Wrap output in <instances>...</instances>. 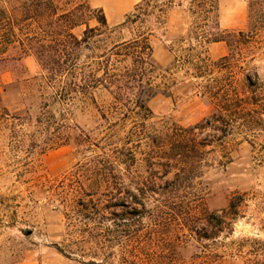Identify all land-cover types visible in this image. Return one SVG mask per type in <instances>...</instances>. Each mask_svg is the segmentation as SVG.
<instances>
[{
	"label": "rangeland",
	"instance_id": "1",
	"mask_svg": "<svg viewBox=\"0 0 264 264\" xmlns=\"http://www.w3.org/2000/svg\"><path fill=\"white\" fill-rule=\"evenodd\" d=\"M140 1L0 0V264H85L92 235L83 205L91 195L104 202L111 191L121 197L137 193L147 197V205L136 206L137 214L113 209L124 219L110 214L100 219L93 237L109 245L100 256L103 264H264V0L219 1L220 27L234 36L231 46L198 42L208 27L187 2L160 18L125 24ZM81 3L95 14L102 10L112 29L109 38L103 33L89 38L77 59L82 67L111 41L152 32L154 82L161 89L149 102L152 133L194 125L229 99L234 106L226 113L232 120L227 136H208L215 133L209 128L200 134L214 141L207 146L204 175L188 196L193 207L164 189L153 191L155 179L163 183L157 178L162 171L151 169L145 140L136 146L117 137L106 140L116 122L106 118L107 90L100 87L73 105L55 102L69 92L33 51L65 45L70 53L72 35L83 37L86 25L60 29L59 15ZM86 18L91 27L97 24ZM67 56L60 62L70 64ZM71 79L69 73L61 81ZM45 111L53 116L42 124ZM134 120L127 114L117 119L118 137ZM117 151L111 187L100 178L92 188L90 161ZM231 200L235 210L229 209ZM211 213L215 218L208 222ZM218 215L231 221L221 232ZM57 247L72 251L70 257Z\"/></svg>",
	"mask_w": 264,
	"mask_h": 264
},
{
	"label": "trees",
	"instance_id": "2",
	"mask_svg": "<svg viewBox=\"0 0 264 264\" xmlns=\"http://www.w3.org/2000/svg\"><path fill=\"white\" fill-rule=\"evenodd\" d=\"M219 1L220 0H141L135 7L134 13L130 14L125 24L134 25L138 21L145 22L152 15L157 18L161 17L167 9L173 7H183L184 3H188V10L193 13L201 21H205L208 29L203 33L201 40L206 45L215 42L225 41L230 46L234 37L228 31L222 30L219 23ZM90 6L81 3L74 6L69 11L59 15L60 29H75L82 25H86L83 31V37L73 36L71 52L67 53V48L55 49L53 52H48L47 49L39 47L34 48L33 53L42 63L43 68L53 77L59 76V83L63 84V89L69 92L64 99L56 100V103L63 105H73L77 101H82V96L92 95L93 92L103 87L111 94V103L107 106L106 118H115L109 131L110 135L106 140H113L112 137H117L124 141L125 144H138L142 141L149 145L152 158L150 167L156 172H161L157 178L162 179L163 183L153 181V191L164 189L165 194H170L172 197H179L180 204H187L188 207H193L195 201H190L188 196L197 184V179L202 177L205 168L209 164L207 146L214 141L208 136L218 137L222 139L230 132L232 120L227 115V112L234 110V106L230 105V99L224 103V107L220 108L209 115L202 121L187 127L175 125L171 130L165 133H152L150 130V120L153 117V111L149 105L150 100L161 92L160 86L154 82L158 67L153 60V47L150 37L151 31L141 32L128 40H114L101 51L98 59L92 63L82 67L78 63L80 51L82 47H87L89 38L95 37L98 34L107 35L109 38L112 34V29L108 23L107 17L102 10L98 14ZM96 21L95 26H90L87 21V16ZM50 26H52L50 24ZM92 34V36H91ZM88 35H90L88 37ZM196 38L199 39L197 36ZM67 54V59H72L70 64L67 62L61 63L60 59ZM56 63H51V61ZM71 74L73 79L70 83L61 81V78ZM94 97L91 96V99ZM95 102V101H94ZM226 106V107H225ZM228 106V107H227ZM236 107L235 110H238ZM45 111L40 117L39 122L47 124L48 117L53 116ZM63 110H59V114L63 115ZM236 112V111H235ZM135 117L131 127L127 130L126 135L118 137L117 134V119L121 115ZM207 128L215 131L212 135L200 137V134ZM221 133V134H220ZM220 134V135H219ZM64 142V141H63ZM62 142V143H63ZM61 143V144H62ZM136 146V145H135ZM126 149H132L127 147ZM120 153L117 151L115 155L106 152L101 158L92 159L87 166V172L91 173L92 188L99 186L100 178L107 182V186L111 187L110 179L115 173L113 157ZM128 153H132L129 150ZM118 158H120L118 156ZM157 176V175H155ZM113 189V188H112ZM91 194V193H90ZM143 195V194H142ZM91 199L83 207L86 211V216L90 225V234L92 238L85 243V251L89 254V259L85 264H103L104 259L100 256H105L108 249V244L102 238L93 237L101 229L102 221L106 214L116 215L124 219V213H117L115 208H127V213L137 214L136 206L139 204L146 207L147 202L144 196L141 198L139 194L129 191L128 195L121 197L110 192L108 198L103 202L101 199H95L91 195ZM200 198V197H199ZM202 198V197H201ZM194 200V199H191ZM190 201V202H189ZM189 203V204H188ZM236 204L231 200L229 209L235 210ZM228 209V210H229ZM113 210V211H112ZM192 217L195 216L191 214ZM206 219L211 222L215 217L214 213L206 214ZM108 216V215H107ZM219 216V215H218ZM218 231L221 232L231 221L223 219L219 216ZM59 252L70 257L72 251L66 252L64 249L57 247ZM85 254V253H84ZM84 256V255H83Z\"/></svg>",
	"mask_w": 264,
	"mask_h": 264
},
{
	"label": "crops",
	"instance_id": "3",
	"mask_svg": "<svg viewBox=\"0 0 264 264\" xmlns=\"http://www.w3.org/2000/svg\"><path fill=\"white\" fill-rule=\"evenodd\" d=\"M219 43V42H218ZM218 43H214V44H218Z\"/></svg>",
	"mask_w": 264,
	"mask_h": 264
}]
</instances>
